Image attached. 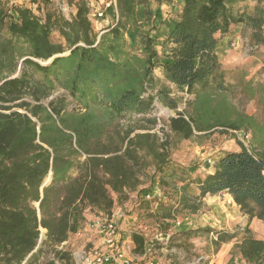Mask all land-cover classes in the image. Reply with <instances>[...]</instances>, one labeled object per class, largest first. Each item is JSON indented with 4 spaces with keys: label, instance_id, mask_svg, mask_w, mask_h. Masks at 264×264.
I'll list each match as a JSON object with an SVG mask.
<instances>
[{
    "label": "trees",
    "instance_id": "trees-1",
    "mask_svg": "<svg viewBox=\"0 0 264 264\" xmlns=\"http://www.w3.org/2000/svg\"><path fill=\"white\" fill-rule=\"evenodd\" d=\"M64 1L75 8L69 19L49 0L39 14L17 6L14 15L0 5V264H36L48 248L69 262L70 252L58 246L80 228L86 209L111 214L115 200H128L146 183L149 169L164 200L139 198L137 205L159 226L197 213L205 196L220 192L264 223V123L233 101L239 89L264 110V81L242 71L228 80L233 70L216 53V34L238 23L252 44H264V0H183L176 17L161 21L162 51L170 57L161 63L164 78L188 95L181 110L183 96L154 77L151 39L139 53L125 46L127 28L139 26L137 7L149 0H116V19L99 32L87 0ZM155 100L175 111L159 127ZM217 131L249 132L253 150L239 142V151L225 152L203 177L169 160L173 138ZM204 230L213 234L215 251L238 236ZM131 237L142 252L143 234ZM236 254L245 264H264V240L246 226L229 264Z\"/></svg>",
    "mask_w": 264,
    "mask_h": 264
},
{
    "label": "rangeland",
    "instance_id": "rangeland-1",
    "mask_svg": "<svg viewBox=\"0 0 264 264\" xmlns=\"http://www.w3.org/2000/svg\"><path fill=\"white\" fill-rule=\"evenodd\" d=\"M87 1L90 6L92 5L94 7V9L103 8L102 1L104 0ZM163 1L164 6L161 8L162 10L171 9V7L176 9L180 5L179 0ZM49 2L54 8L60 11L64 17L68 18L73 13L70 10L73 7L71 6L72 4H69L68 11H63L61 9L59 3H67L64 0H59V3H57L56 0H49ZM40 5L43 7L46 6V3L44 6V0H41ZM47 6H50L49 3H47ZM156 7H158L157 3L153 0H151L147 6L143 7L144 9L142 11L144 21L142 25L145 26V29H148V26L151 28V25H154V22L158 23L156 22L155 18H152L153 12H151L155 11ZM139 8L141 9V7ZM105 12L106 16L112 14L111 8H107ZM174 13L176 12L171 10L169 14H172L171 16L174 17ZM93 20L95 22L97 19L95 18ZM94 22L93 25L95 27ZM239 31V38L237 40L232 39L228 42L229 54L232 56L233 54H237V57H233L231 62H228V64L225 65L233 70V73L231 72L228 74V80L235 81L234 73L242 71L245 72L246 79H251L254 82H263L264 44H252L249 40V37L247 35H242L241 30ZM138 35L142 36V38L147 37L146 34L137 33V36ZM57 38V34L53 35L54 40H57ZM232 43L234 44L232 45ZM129 45L132 47V50L135 49L137 53L140 52L139 44H134L133 46H131V44ZM248 48H252V50L250 52H246V49ZM155 74H158V71H155ZM237 76H239V74ZM158 79L161 82H164L163 79ZM172 88V96H183V99L178 107V110H181L185 106L184 100L186 97L188 98V95L186 93L177 91L174 87ZM59 92H61V90L56 91L55 95H57ZM233 101L242 103V108L245 112L248 114H255L259 120L264 123V110L257 106L255 100H245L240 94L239 89H237L233 93ZM71 106L73 105H69V107ZM152 115H155L161 120V122L159 121L158 123L159 127L162 125L163 120L167 119L169 116L175 115V111L163 106L158 100H155ZM158 133L161 135L160 131H158ZM241 139L242 135L239 132L234 131H229L227 133H221L217 131L212 133L209 137H204L202 139L193 138L190 140H177L176 138H173V144L170 150V156L171 159H173L171 162L179 163L177 161L184 160L185 165L183 166L187 168L189 172L191 171L190 174L192 176L195 175L193 177H203V175L208 173L207 171H210L213 167V165L211 166L208 162V159L215 163L225 152L233 151L235 148H240L238 143L241 142ZM246 145L250 150H253L250 141H248ZM191 168H194L193 172ZM198 169H200V171H198ZM148 171L149 173L146 172V176L143 175V180L148 184V188L155 186L154 189H151L155 191L158 185L151 182V169ZM151 190L149 191L152 193ZM191 190H194L193 185L191 186ZM204 198L203 205L200 211L197 213H180L177 215L178 219L180 220L179 224L172 220H168L167 225L159 226L160 222H158L155 217L147 214V212H145L143 209L140 210L138 205L134 204L135 197H132L131 201H129L126 206H123L122 208L127 215V226L125 231H137L143 234L146 241L152 240L155 248L157 249L154 259L155 264H229L228 259L230 257L232 246L238 239H240L243 229L246 226L252 230V233L255 237L264 240V223L256 218H252L250 220L248 216L239 209V206L236 203V211H230L229 205L227 203V192H220L215 195H207ZM117 205H119V203H117ZM85 213L95 214L97 212L87 208ZM206 228L236 232L238 233V236L227 243L221 244L220 248L215 251L211 242L213 234L210 231L207 232L204 230ZM183 231H188L186 237H184L182 234ZM44 232L45 231L41 230L42 238ZM40 241L41 240H39V242ZM85 241V238L74 239L72 237L69 242L64 244L65 246L63 249L69 251L71 254L77 248L81 247ZM36 264H74V260L72 258L69 262L61 261L54 257L53 250L48 248L44 250ZM234 264H245V262L239 257V255L236 254L234 257Z\"/></svg>",
    "mask_w": 264,
    "mask_h": 264
},
{
    "label": "built area",
    "instance_id": "built-area-1",
    "mask_svg": "<svg viewBox=\"0 0 264 264\" xmlns=\"http://www.w3.org/2000/svg\"><path fill=\"white\" fill-rule=\"evenodd\" d=\"M56 1L59 3V0ZM40 2L41 0H0V5L3 4L7 6L13 14L15 12L12 11V8L17 6L27 7L39 14L41 12ZM69 4L70 3H59L63 11L69 10ZM102 5V9H94L93 6L89 5L91 19L103 18L107 8L114 9L117 17L116 0H104L102 1ZM71 6L73 7L70 10L74 13V5L72 4ZM69 18L70 17L67 19ZM233 44L234 43H232V45ZM251 50L252 48H248L246 52H250ZM235 132H239L242 135L241 142L247 147L246 144L250 140V133L244 131ZM208 162L211 166L214 165V162L210 159H208ZM228 196L227 203L230 204L233 202V198L230 194ZM141 198L153 199L154 194L147 191L141 195ZM155 205L156 202L153 203V208ZM126 218L127 215L121 209L114 210L111 214L97 212L91 218L85 219L80 228L76 231V234L79 238H85L86 242L71 253L74 264H155L154 259L157 249L152 240L145 241L142 252L137 253L134 251L135 245L131 237L134 231L122 230V224ZM172 221L177 224L180 223L178 217H175ZM62 245L63 244L59 245L58 248H62Z\"/></svg>",
    "mask_w": 264,
    "mask_h": 264
},
{
    "label": "crops",
    "instance_id": "crops-1",
    "mask_svg": "<svg viewBox=\"0 0 264 264\" xmlns=\"http://www.w3.org/2000/svg\"><path fill=\"white\" fill-rule=\"evenodd\" d=\"M150 1L151 0L148 1L147 5L149 4ZM182 1L183 0H179L180 5L176 9L175 8L173 9L171 7V9H165V10H162L161 9L164 6V1L163 0L160 3L159 2H156L158 7H156V10L155 11H151V12H153L152 18H155L156 22H158V23H155L154 22V25H151L152 26L151 28L148 26V29H145V26L142 25V23L144 21L143 11L142 10L144 8H143V6H138L137 9H136V18H137V21L139 23V26H129L127 28V30H126V33H125V46H126V48L128 50H131L133 52H136V50L135 49L132 50L131 49L132 47H130L129 44H131V46H133L134 44H139V46H140L139 51L142 52V51L145 50V46H144L145 39L147 37L151 39L152 44H153V47H154V49H155V51H156V53L158 55L156 57V60H158V61L155 64V67H154V77L156 79H158V78L163 79L164 82L166 84H170L171 87H174V85L171 84V83H169L167 80H165L164 74H163V68H162V65H161V63L163 61H169V58H170L168 52H163L162 51L163 50L162 49V42H163V38H164L163 37V34H162V30L164 28L161 25V21L163 19H165V18L172 17L171 16L172 14H169L171 12V10H174L176 12V13H174V17H176L178 15V13L180 12V10H181ZM139 7H141V9ZM111 10H112V14H111L112 17H111V15H107L106 16V12H105L103 18L97 19V20H95V22H94L93 19H91L92 22L95 23V30L96 31L99 32L103 28H105V27L109 26L110 24H112L113 21L116 19L115 18V16H116L115 10L114 9H111ZM242 27H243L242 24L241 23H238V24L232 25L231 31L228 34L223 35V36L220 33H217L216 34V36L218 37V43L216 45V53H217L219 59L223 62L224 65H227L228 62H231V60H232L233 57L234 58L237 57L236 56L237 54L236 55L233 54V56L229 54L228 42L230 40H232V39L233 40H237L239 38V32H240L239 30H241ZM263 32H264V25H263ZM137 33H139V34H146L147 37L142 38V36H140V35L137 36ZM155 71H158V74H155ZM239 150H240V148H235L233 151H239ZM169 160L170 161L173 160V159H171V156L169 157ZM177 162H179L181 165H185L184 160H180V161H177ZM191 169H192V172H193V169L194 168H191ZM213 170H214V168L212 167V169L210 171H207V172L208 173H211V172H213ZM198 171H200V169H198ZM193 176H195V175H193ZM153 184H155V182H153ZM154 188H155V186H152V188H148V184L147 183H144V184L140 185L136 191H132V192L129 193V199L128 200L123 201V202H120V201H116L115 200V204H114V207H113V210L112 211H114V210L115 211L116 210H121L123 208V206H126V204L129 201H131V198L132 197L133 198L135 197L134 204L135 205L138 204L137 202H138L139 198H141V195L143 193L151 190V189H154ZM151 191L154 194V198L155 197H158L157 199L164 200V198L160 197L161 196V192L158 189V187H156V190L155 191L154 190H151ZM204 201H205V198H204ZM154 202L155 201H153L152 203H154ZM117 203H119V205H117ZM93 213H85V219L91 218L94 215ZM128 219H130V218H128ZM126 220H127V218L123 221L122 230H125L126 229V226H127ZM72 237L74 239H78L79 238V236L76 234V232L70 234L69 237H68V239L64 243H62L63 244L62 247H64L65 246L64 244L67 243V242H69Z\"/></svg>",
    "mask_w": 264,
    "mask_h": 264
},
{
    "label": "water",
    "instance_id": "water-1",
    "mask_svg": "<svg viewBox=\"0 0 264 264\" xmlns=\"http://www.w3.org/2000/svg\"><path fill=\"white\" fill-rule=\"evenodd\" d=\"M102 32H103V31H102ZM102 32H100V33H102ZM51 60H52V58H50L49 60H47L46 63H49ZM18 67H19L18 70H20V67H21V61H20L19 65H18ZM50 179H51V172L48 174V176H47V178L45 179L43 185L47 184V183L50 181ZM35 204H36V206H37V208H38V204H39V203L37 202V203H35ZM41 238H42V237H41ZM41 238H40V240H41Z\"/></svg>",
    "mask_w": 264,
    "mask_h": 264
},
{
    "label": "bare ground",
    "instance_id": "bare-ground-1",
    "mask_svg": "<svg viewBox=\"0 0 264 264\" xmlns=\"http://www.w3.org/2000/svg\"><path fill=\"white\" fill-rule=\"evenodd\" d=\"M46 62V61H45ZM229 195V194H228ZM229 197V196H228ZM213 199V198H212ZM229 205V210L230 211H236V204L233 202H231ZM44 231V229H42Z\"/></svg>",
    "mask_w": 264,
    "mask_h": 264
}]
</instances>
